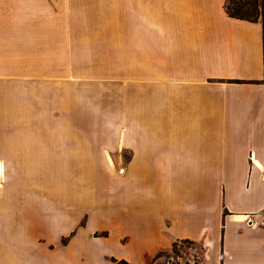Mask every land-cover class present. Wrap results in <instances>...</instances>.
<instances>
[{
    "label": "crops",
    "instance_id": "0c3cea01",
    "mask_svg": "<svg viewBox=\"0 0 264 264\" xmlns=\"http://www.w3.org/2000/svg\"><path fill=\"white\" fill-rule=\"evenodd\" d=\"M225 2L0 0V264H151L182 241L201 246V264H264V17L235 19ZM84 19L108 20L117 124L70 125L95 134L49 143L31 84L47 76L33 64L61 48L80 66ZM55 159L85 171L63 190L67 209L46 196L41 217L43 166ZM79 201L88 213L74 226ZM70 227L69 243L39 248ZM82 231L71 261L60 251Z\"/></svg>",
    "mask_w": 264,
    "mask_h": 264
},
{
    "label": "rangeland",
    "instance_id": "374dc122",
    "mask_svg": "<svg viewBox=\"0 0 264 264\" xmlns=\"http://www.w3.org/2000/svg\"><path fill=\"white\" fill-rule=\"evenodd\" d=\"M104 8H106V6ZM83 24V35H81L83 50L80 53V66H67L64 60L65 50L61 48L50 49V52H48L49 58L43 60L45 62L42 61V58L38 57L39 62H34L33 64V76H47L45 80L33 79L31 84L32 89L34 88L35 91L40 93L41 100H45V141L49 143L53 139L63 140L68 137L84 140L86 134H95L87 130L63 128L69 127L70 125L76 126L77 128H84L86 124H117L116 114L120 84L118 81H107L109 77L114 76L115 70L106 67L105 62V44L109 36L108 20L99 19L95 21L94 19H84ZM111 25L112 28L109 40L114 44L116 38L112 36L116 22H111ZM61 36L62 34L58 35L60 44L58 43L57 37L54 40L60 46L62 44ZM90 45H92L91 59L88 58ZM85 47L87 48L85 49ZM105 76L107 80H105ZM39 153L40 152H38V156H40ZM23 155L25 156V153H23ZM16 160L20 166H22L25 162L31 163L33 160L35 161L36 158H18ZM55 160L44 162L43 166V174L41 177L43 192H41V209L39 210L41 217L46 215L43 213L46 196L50 197V195H52L51 198L57 200L62 211L67 209V205L69 206V204L62 198L63 190L68 186L67 183L70 180L69 178L72 179L73 184L74 177L75 179L79 178V175L85 171H83L82 163L72 164V162H64L61 159ZM37 163L39 166L37 167L38 170L40 169L39 158H37ZM87 165L89 166L86 167V170L90 169L91 172L96 174H99L101 171L104 173L108 170L107 165ZM113 168H122L121 170H124V166L114 165ZM77 182L81 183L80 181ZM75 204L76 208L73 213L77 212L78 218H73L72 225L74 226L81 222L83 218L81 212L84 213L86 205H89L83 201H79ZM58 210L57 207L53 210L54 213L57 212L56 216L58 215ZM86 213H88V211ZM88 218L90 220L89 216ZM90 226L91 228L95 227V221L92 218ZM71 227L70 230L68 228L66 232L55 241L45 242L40 238L38 244L39 248L48 247L56 249L60 245L69 243L76 229H71ZM84 230H86V228ZM78 231H76L77 234ZM102 234V231H98L93 235ZM84 236L83 231L80 232L71 245H67V248L65 246L61 247L66 248L64 249L65 252H60L68 255L71 261L77 259L82 252ZM103 246L107 248L112 246V244L109 242V245L106 247L104 243ZM202 256L201 246H197V244L193 245L188 242H181L171 247L169 252L163 254L157 264H169V259H171L170 264H201Z\"/></svg>",
    "mask_w": 264,
    "mask_h": 264
},
{
    "label": "trees",
    "instance_id": "16d2710c",
    "mask_svg": "<svg viewBox=\"0 0 264 264\" xmlns=\"http://www.w3.org/2000/svg\"><path fill=\"white\" fill-rule=\"evenodd\" d=\"M224 10L228 16L234 17L235 19H244L256 22L258 20H263L264 0H226ZM188 243L193 244V242ZM176 244L177 243H174L173 247ZM161 256L162 255L157 256L151 264H157V260ZM112 262L115 264H128L125 261L116 259H112Z\"/></svg>",
    "mask_w": 264,
    "mask_h": 264
},
{
    "label": "water",
    "instance_id": "95a60500",
    "mask_svg": "<svg viewBox=\"0 0 264 264\" xmlns=\"http://www.w3.org/2000/svg\"><path fill=\"white\" fill-rule=\"evenodd\" d=\"M168 263H169V264L171 263V259L168 260Z\"/></svg>",
    "mask_w": 264,
    "mask_h": 264
}]
</instances>
